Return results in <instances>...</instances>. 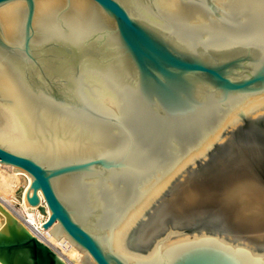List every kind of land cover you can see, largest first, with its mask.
<instances>
[{"label": "water", "instance_id": "water-1", "mask_svg": "<svg viewBox=\"0 0 264 264\" xmlns=\"http://www.w3.org/2000/svg\"><path fill=\"white\" fill-rule=\"evenodd\" d=\"M181 2L168 15L156 0H0V161L32 176L28 201L39 205L42 190L51 212L42 226L58 221L49 231L80 248L83 264H264L222 240L223 221L209 214L177 221L206 232L157 259L129 262L111 247L121 217L264 95V0ZM240 118L206 162L264 175V117Z\"/></svg>", "mask_w": 264, "mask_h": 264}, {"label": "bare ground", "instance_id": "bare-ground-1", "mask_svg": "<svg viewBox=\"0 0 264 264\" xmlns=\"http://www.w3.org/2000/svg\"><path fill=\"white\" fill-rule=\"evenodd\" d=\"M217 1L228 9L243 4L255 9L263 3V0ZM156 6L160 13L168 15L184 10L181 0H156ZM136 9L139 15L161 24L147 8L139 5ZM189 13L192 23L209 24L203 14ZM240 112L254 119L264 117V95L246 101L173 173L121 217L111 237V247L117 253L129 262L157 259L172 242L206 232L201 229L189 234L173 229L177 221L196 219L214 211L224 217L225 230L216 231L222 240L246 246L264 260V175L243 167H222L218 171L206 162L214 143L223 142L226 131L241 121ZM14 167L0 161V264H83L84 252L80 248L65 235L57 239L49 231L58 221L47 228L42 226L51 213L44 194L40 190L41 203L32 205L27 199L32 176L24 170L14 171ZM21 176L27 182L19 200L15 191ZM41 205L46 212L40 209ZM150 215L157 217L152 219ZM167 215L178 220L168 224L164 221ZM163 229L167 230L165 235L156 238Z\"/></svg>", "mask_w": 264, "mask_h": 264}, {"label": "rangeland", "instance_id": "rangeland-1", "mask_svg": "<svg viewBox=\"0 0 264 264\" xmlns=\"http://www.w3.org/2000/svg\"><path fill=\"white\" fill-rule=\"evenodd\" d=\"M207 159H209V158L207 157ZM195 168H198V164L195 165ZM26 182H27V178H26L25 176H21V177H20V180H19V185H18V187L16 188V191H15V196H16V198H18L19 200H21L22 197H23V192H24V188H25ZM17 205H18V204H17ZM209 215H216V216H218L219 218H221L222 221L224 220V217H221V216L215 214L214 211H213V212H210ZM199 216L202 217V216H205V214H204V215H199ZM206 222H209V221H206ZM206 222H205V223H206ZM223 222H224V221H223ZM196 231H197V230H195L193 233H195ZM189 234H190V233H189ZM191 234H192V233H191Z\"/></svg>", "mask_w": 264, "mask_h": 264}]
</instances>
